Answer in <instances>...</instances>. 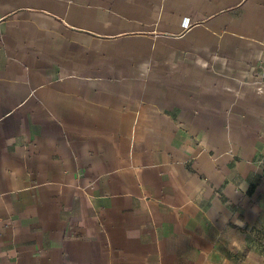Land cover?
Instances as JSON below:
<instances>
[{"label": "crops", "instance_id": "obj_1", "mask_svg": "<svg viewBox=\"0 0 264 264\" xmlns=\"http://www.w3.org/2000/svg\"><path fill=\"white\" fill-rule=\"evenodd\" d=\"M0 264H264V0H0Z\"/></svg>", "mask_w": 264, "mask_h": 264}]
</instances>
